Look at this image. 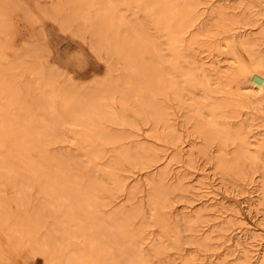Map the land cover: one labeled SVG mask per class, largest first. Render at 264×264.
<instances>
[{
	"label": "bare ground",
	"instance_id": "6f19581e",
	"mask_svg": "<svg viewBox=\"0 0 264 264\" xmlns=\"http://www.w3.org/2000/svg\"><path fill=\"white\" fill-rule=\"evenodd\" d=\"M119 1L130 11L132 19H129L127 14L120 13ZM249 1L250 4L255 3L264 9V0ZM20 2L0 0V11L3 13H1L3 19L0 22V31L11 25L8 23L9 14L13 9L21 6L22 12L26 11L22 13L23 16L29 12ZM25 2L29 7L28 0ZM34 4L35 2L33 6ZM241 4L234 6L220 0L216 4L211 0H63V2L60 0L57 4L49 6L45 4L47 7L36 4L42 17L48 16L52 19L55 17L59 20L56 23L61 22L67 28L70 27H68L70 18L88 20V26L77 24L71 27L76 29L78 26L77 31H74L80 37L82 33L89 34L90 48L93 47L92 49L98 53L105 50L109 56H115L117 61H122L123 73L106 59L108 73L102 79L91 80L93 82L90 81L91 84L81 93L77 85L74 87L68 82L64 83L60 77L61 72L54 73L56 68L48 65L49 69H54L51 71L44 66L45 75L42 76H45L48 82L46 79V82L41 84L45 87L51 85L50 81L54 79L57 81L60 77L57 93L62 103L59 111L51 107L54 97L51 95L52 91L49 93L50 90L46 88L48 92H38L34 99H30L28 107L21 106L24 110L30 109L36 121L34 125L30 116L19 118L20 121L23 120V125L25 121L29 125L30 121L33 124L31 128L28 125L30 129L27 127L26 132H24L25 126L20 125L24 128H21L22 132L17 125L20 121L14 120L16 111L11 110L15 106L10 109V118L8 115L0 114V117L6 116L3 118L5 120L0 119V130L8 143V149L3 150H7L8 153L13 148L16 150V146L22 144L23 140L20 142L22 137L27 135L31 137L27 140L34 144L30 146L38 152L34 162L22 149L19 150L20 146L18 147L20 152L17 151L19 153L16 157L23 158L22 160L19 158L23 161V165L21 162L22 167L19 164L20 166L16 165L19 169L15 168L18 169L16 171L23 169L22 173L19 172L20 175L14 170V164L9 165L5 161L8 153L4 152L6 156L3 152L2 156L0 153V186L6 185L4 181L8 183V194L18 212L20 211L17 218L19 221L16 223L10 221L14 213L11 215L8 213V216L3 213L5 203H3L4 193L1 191L3 196L0 195V231L4 232L1 234L5 242L16 248L31 243L29 250L32 253L48 261L50 259L54 261L58 257V264H150L149 252L155 257L162 255L167 247L164 244L166 239H171V246L173 245L174 248L180 247L185 241V243L191 241L190 244L193 243L199 248L204 247L211 238L209 232L198 234L199 230L195 229L197 239L194 240V237L193 241H188L187 233L191 232H189L191 228L189 227L187 233L184 231L187 237L183 235V229L178 224L179 217L178 220L174 219L172 228H162L158 241L147 229L148 226L164 224L171 219L174 212L171 211L169 197L180 191V194L184 192L192 194V197L196 195L205 199L200 203L201 206H196L192 210L190 208L191 211H188L190 218L184 219L185 224L204 222L206 215L208 218L206 222L209 220L212 222L211 228L232 222L238 229L232 246L234 249L217 254L214 260L200 261L198 264H225L226 258L234 253L235 264H264V244L258 242L264 228L262 224L264 213L259 214L254 209L256 214L263 215V219L261 217L256 226H252L233 208L230 209L225 205L224 199L213 191L214 185L204 181V175L199 171L190 179H187V173L180 169L169 174V177L165 175L168 169L165 167L168 166L169 161L176 157L177 153L184 151L179 144L180 131L176 129L174 120L170 119L171 114L168 113L165 102L168 100L175 103L177 109L186 110L184 120L186 123H192L195 138L199 139L197 146L199 152L205 154L209 146L216 147L214 164L219 173L241 179L245 178L242 170L244 165L247 164L252 172L259 170V176L263 179L259 186L264 196V161L261 155L264 149V130H258L249 137L251 130L247 129L250 125L245 123L246 119L239 121L236 128L228 121L220 123L217 120L218 112L222 109L242 105V102L248 108H264V99L261 95V91H264V26H260L258 33L242 29L246 25L253 26L255 20L250 15L252 7ZM67 5H71L72 12L68 17L64 13V7ZM28 14L31 15L30 12ZM32 16H29L28 20H33L34 13ZM34 23H37V20ZM66 27H63L65 28L63 31L69 30H66ZM75 33L71 32L73 36ZM41 36L43 38V35ZM80 37L78 36L79 39ZM212 42H220V44L212 46ZM32 45L27 46L30 49H26L28 51L26 54V50H23L25 55L23 53L21 55L37 57L42 55L39 52L44 48L39 47L40 43H35V46L37 45L36 47L33 45L35 48ZM196 50L197 53H194L193 51ZM210 51H214L215 54ZM43 53L45 56L47 52ZM43 56L41 58H45ZM186 57H189V60ZM15 59L18 60V57ZM181 62L186 64L181 65ZM9 63L6 64L7 67L4 64L6 69L13 65L12 62ZM8 70L10 72L4 69L3 73L7 72V79L11 82L10 78L14 76L8 78V74L11 73L12 67ZM115 72L118 74L114 75ZM62 78H66L65 75ZM2 80L5 79H1V87ZM242 83L247 85L242 86ZM3 84L5 91L0 87V99L3 100V103H0V113L6 111L13 103V97L9 93L15 88L11 83L12 88L9 91L10 88L6 87H9L8 82L5 81ZM197 94H200L201 98L194 97ZM183 97H188L190 102L187 104ZM24 110L17 111L24 114ZM40 111H47L48 114L44 117ZM205 112L209 114L208 118L204 117ZM12 113L14 114L11 117ZM129 114L134 115L135 118H130ZM102 117L108 118L107 122L110 120L113 124H119L123 130L118 132L113 130V132L108 130L107 126L99 127L98 121ZM138 120L147 125L145 134L138 131ZM71 124L96 134L101 147L97 148L88 141L78 149L77 154L62 147L55 149L54 144L67 142L68 131L60 130V126ZM124 127L133 131L124 130ZM106 143L111 144V147L103 150V145ZM196 144V141L191 142V145ZM229 145H232V150H229ZM47 146L48 149L52 147L51 153L44 148ZM89 146L93 149H89ZM171 147L173 148L171 155H167L166 152H169ZM14 152L12 156L14 155L15 158ZM109 154H112L113 158L105 162L99 161L106 155L109 157ZM95 159H98V163L96 167L93 166L95 168L91 173L94 176L88 178L89 180L87 179L89 176L81 177L69 168L71 165L79 166L80 163L85 168L89 161ZM124 162L138 169L151 168L153 165L156 166L155 168L157 166L161 168L158 167L160 169L154 175L153 173L151 176L148 175L145 184L142 185L143 183L139 182L140 177L130 179L131 176L119 174ZM42 174L47 181L45 183L43 180V185L38 184L36 180ZM22 176L30 180L35 178L37 185L41 186L38 197L40 199L44 196L45 202H40L36 198L38 202L29 203V200L35 199L31 197V200V193L28 192L31 190V184L29 185L31 181L20 180ZM82 178L83 181L87 179L82 183L84 186L82 189H75L76 180ZM126 178L129 179L128 182H125ZM44 184L47 185L43 187ZM141 185L146 186L145 203L140 200L136 204H130L131 210L124 212L122 203L113 202L115 197L123 194V191H126L124 197L127 202L132 201ZM96 188L100 193V199L96 198ZM95 198L100 202L98 203ZM145 205L149 210L147 215L144 214ZM248 206L252 205L249 203ZM49 215L52 219L50 222L45 218ZM135 219L139 220L140 226L136 225L133 231L128 227ZM203 234L205 235L202 236ZM182 256L185 257V254ZM184 257L181 259V264H193L195 259L189 260Z\"/></svg>",
	"mask_w": 264,
	"mask_h": 264
},
{
	"label": "rangeland",
	"instance_id": "374dc122",
	"mask_svg": "<svg viewBox=\"0 0 264 264\" xmlns=\"http://www.w3.org/2000/svg\"><path fill=\"white\" fill-rule=\"evenodd\" d=\"M18 1L19 2L21 1L23 3V5H25L24 7H26L29 10L31 15L28 14L29 12H27L23 16L24 12H26V11L23 10V12H22L21 6L20 7L18 6V8H20V9L16 8V9H13V11L10 14L8 13L9 17H10V21L8 23H10L11 25H8V27L6 26L5 29L3 28L5 30V32L3 29L0 31V77H2L1 79H5L4 81L2 80V87L1 86L0 87L2 90L3 85H4L3 82H5V81H7L9 84V87L5 85L7 87V89L10 88V89H8L9 91L12 88V87H10L11 83H12V86L15 85L14 86L15 88H12V93H9L8 90L6 89L7 90L6 92H8L9 95L10 94L12 95L13 100L15 99L13 101L10 98L13 102V103H11L12 107L11 106L8 107V109L6 111H2V113H0V114L6 115V116L8 115L10 118L11 111L12 112L16 111V114L14 115V117H15L14 120L18 119V122H19L20 121L19 118L23 119V117L26 118L27 116H30V118H32V123L35 125V122H36L35 118H34L35 116L31 115L32 112L30 111V109H28V110L26 109L27 110V112H26L27 115H26L25 114L26 110L21 108V106H23L24 108H25V106L28 107L30 99L31 98L34 99L35 95L39 94L38 92L42 93L43 91L48 92L50 90L49 93H51V91H52L51 95H53V97H54V100H53L54 102L51 105V107L53 109L57 110V112H58L60 109L59 106L62 103V102L60 103L61 97H58V93H57L59 85H60V84L58 85L59 81L62 80V81H64V83L68 82V83L72 84V86L74 85V87L77 85L78 87L77 86L76 87L79 90V92L81 91V93H83L82 91H84L89 84H91L93 81H95V79H102V77H104L105 74L108 73V65L106 64V61H105L106 59H109V61L114 65V67H116L117 69L119 68L118 71L120 70V72L123 73V70L121 68L122 67V61H117L118 59L115 56H111V55L109 56L105 52V50H102L98 53V51H95L94 49H92L93 47L90 48L91 47L90 43H89L90 37H89L88 33H82V35H84L83 36L84 38L81 35L82 39H81L79 34L77 35L75 33L74 30H76L78 28V26L76 27V29L75 28L73 29V27H74L73 25L76 26L77 24H79V25H83V26H88L89 25L88 20L83 21V20H77V19H71L70 18L71 24L68 23V27L69 26L71 27V25L73 26V27H71L72 28L71 30H73V31H71L70 27L67 28L61 22H57L58 23V25H57L56 21H59V20L55 19V17H53V19H52V17L50 18L48 16L42 17L40 15L41 13L39 12L38 8H36V6L38 4L39 5L47 4L49 6L50 4L59 3L60 0H28L29 7H28V3H26L25 0H18ZM33 1L35 2V4H34L35 6H33V3H34ZM220 1H223L225 3L228 2L229 4L234 5V6L235 5H242L241 3H243V4H247L250 7H252L251 8L252 12L250 15L252 18H254L253 20H255V22H254L255 24H253V26H251V25L243 26L242 29H245V30L250 31L252 33H253V31L258 33L260 26H264V9L261 6H258L255 3L250 4L249 0H226V1L220 0ZM61 2H63V0H61ZM211 2L216 4L219 2V0H211ZM118 4H119L120 11H121L120 13L127 14L129 16L128 18L132 19V17H131L132 14L130 13V11L127 8H124L122 6V4L120 3V1ZM47 5H45V6L47 7ZM5 12H6V10H5ZM1 13L2 12L0 11V15H1L0 16V22L2 21L1 19H3L2 18L3 13L2 14ZM33 13H34V18H32V19L34 21L33 20H31V21L35 22V20H37V23H34V24H33V22L31 23L30 19L28 20L29 16L33 17L32 16ZM64 13H65V16H67V17L72 14L71 5H67L66 7H64ZM26 14H28L29 16ZM138 14L140 15L141 13H138ZM245 14L248 15V13H246V12H245ZM46 17H48V18H46ZM27 20H28V22L30 21V24L27 22ZM53 20H55V21H53ZM64 24H66V23H64ZM58 26L59 27L62 26V27L59 28ZM63 27H66V30H68V29L69 30L63 31V29L65 30V28H63ZM71 32L75 33L74 36H73V34H71ZM41 35H43V38ZM75 35H77V37ZM38 36H40V37H38ZM78 36L80 37V39L78 38ZM40 39L43 41H41ZM35 43H40L41 46H39V47L44 48L43 49L44 51L41 50L42 48L38 49L39 51L41 50V52H39V53H42V55L39 54L40 56H38V57L37 56H31V55L24 56L28 52L26 49H30V47H27V46H31L32 44L35 46ZM218 44H220V42H212L211 45L216 46ZM33 45H32L33 48H35L37 46L36 45L34 47ZM198 46H200V45H198ZM23 50L24 51L26 50L25 54H24ZM92 50H94L95 52ZM42 51L47 52L45 54V56H43L44 53ZM182 51H184L183 48H182ZM193 52L197 53V50L193 51ZM210 52L215 54L214 51H210ZM22 53L24 55H21ZM42 56L45 58H41ZM17 57H18V60L15 59ZM12 59L13 60L15 59L14 62ZM186 59L189 60V57H186ZM186 59H184V61H186ZM38 60H40V61H38ZM147 60H148V58H147ZM9 62L10 63L12 62L13 65L12 66L10 65V68L8 67L6 69ZM15 63H16L17 67L15 66ZM4 64L5 65L7 64L6 67H4ZM185 64L186 63L181 62V65H185ZM48 65L50 67L52 66V67L56 68L54 73L58 72V74H59L61 72L60 73L61 80H60V77L58 78L59 81H58V79H57V81L54 79L55 81L52 80L49 82L51 85H49L48 87H45V85H43L41 83L46 82L47 78H45V76L43 77L42 74H43V68H45V67L48 68L49 67ZM1 66L4 67V69L6 71H9L8 69H11V67H12L13 72L11 70V73L8 74V78H9V76L10 77L14 76V77L10 78L12 80L11 82L8 81L9 79H7V76H6L7 72L3 73L4 69L1 72V70H2ZM13 67H15V68H13ZM48 70H51V69L48 68ZM53 70L54 69H52L51 71H53ZM116 73L118 74V72H115L114 75H117ZM63 74L65 75V77L67 79L62 78V77H64ZM43 75H45V72ZM12 78H14V79H12ZM44 78H45V81H43ZM1 79H0V81H1ZM91 80H93V81H91ZM90 81H91V83H89ZM47 82H48V79H47ZM77 83H79V84H77ZM80 85H82L81 87L83 89L81 87H79ZM245 85H247V84L242 83V86H245ZM49 87H50V89H49ZM40 88H41V91H40ZM46 88L48 89V91ZM4 89H5V87L3 88V90ZM14 89H17V90H14ZM18 89H19V91H18ZM13 91H15V93H13ZM16 93H18L17 96H16ZM197 95H194V97L201 98V97H199L200 94H197ZM261 95H262V98L264 99V91H261ZM183 99L186 101L187 104L190 102V99L188 97H183ZM11 100H10V102H11ZM2 101L3 100L0 99L1 104L3 103ZM19 101L21 103H17ZM165 102H166L167 107H168V113L171 114L170 119L174 120L173 123H174L176 129L178 131H180L181 141L179 142V144H180V146H182L184 148V151H183L184 153L183 152L180 154L177 153V156L172 158L171 161H169L168 166L165 167L166 169L168 168L169 170L167 169L165 175H167V177H169L171 175V173L173 174V172L175 170L180 169V170H183L185 173H187L186 174L187 179H190V177L192 178L194 176V174H196V172L199 171V173L201 175H204V181H207L208 183L214 185L213 191L217 194L218 197H221L222 199H224L223 201L226 202L225 205H227L228 208H230V209L233 208V210L235 212H237L238 215H241V217L243 216V218L250 225L256 226L257 222L260 221V218L262 217V219H263V215L260 216V215L256 214L254 209H256L259 214L264 213V196L262 195V191H261L260 186H259L263 179L261 176H259V173H260L259 170H257L256 172H252L248 168V165L246 164V165H244L245 168L242 167L245 178H241V179H239L235 176H228L225 174L222 175L221 173H219V171L216 169L215 164H214V158L216 155L215 154L216 153V147H214V145L209 146V149L205 154L199 152V149L197 147L199 144V139L195 138L196 136H195V132L193 131L192 123L191 122L186 123L184 120V115H185L184 113L186 110L184 108H183V110L177 109L176 104L173 103L172 101L165 100ZM24 103H26L27 105H24ZM18 104L19 105L21 104V105L19 106ZM11 108H13V109L10 111ZM16 109L20 110V111H21V109L24 110V112H23L24 114H22V112H20V111H17ZM218 113H219V115H217L218 122L222 123L223 121L224 122L228 121L229 124L234 128L237 127V123H239V121L246 119L245 123L246 124L248 123L250 125L247 127V129L251 130V132L248 134L249 137L251 134H254L258 130H260V131L264 130V108H262V107H256L255 109H252V108L246 107L245 103L242 102V105H238L236 107H231L228 109H222ZM13 114L14 113L11 114V117L13 116ZM38 114H39V112H38ZM40 114L42 116L46 117L48 112L47 111H40ZM3 115H2V117H0V119L2 118L1 121L5 120V119H3L4 117L6 118V116H3ZM129 116H131L130 118H135L134 115H133L134 117L130 114H129ZM204 117L208 118L209 114L205 112ZM30 118H29V120H31ZM12 119L13 118H11V120ZM22 119H21L20 123H17L18 127L22 124V122H23ZM106 120H108V118L102 117L100 119V121H98L99 127H102V128L105 127L106 128V126H107L108 130H110V131L114 130L116 132L123 130L122 129L123 127L122 126L119 127V124L118 125L113 124V122L111 123L110 120H109L110 123H108L109 121L107 122ZM33 124H31V121H30V125H29L28 122L26 123V121H25L24 125L22 124L23 127L25 126V129L22 128L21 126L19 127V129L20 130L24 129V132H26L28 125L31 128V125L33 127ZM146 126L147 125L142 124L140 122V120L137 121V127L139 128L138 129L139 132H143V134H145V127ZM30 128L28 127V129H30ZM20 130H18V132H21ZM60 130L68 131L67 142H65L63 144H61V143L54 144L55 147L54 146L53 147L55 149L62 147L64 149H67L68 151H73L75 154H77L79 152L78 149L81 148L83 145H86V143L88 141L91 143V145L93 144V145L97 146V148L101 147L99 145L100 144L99 140L96 139L97 138L95 136L96 134L94 135V133L88 129H84V128H81L75 124H71L70 126L69 125L60 126ZM124 130L133 131L132 129H129L128 127H124ZM0 132H1L0 133V140H1L0 142L3 141L0 144V153L2 156V152H3V154H5L4 152H7V150L4 151L3 149H6L8 147V143L6 140L7 138L4 136V133L1 130H0ZM22 132H23V130H22ZM3 136H4V138H3ZM28 137L29 136H27V135L22 137L20 142L23 140L22 144H24V145H22L20 143L18 146H16V150H15V148H13V150L11 149L9 151V153L7 152L8 157L5 154V156H6V159L4 158L5 161L9 165L14 164L13 167H14L15 171L19 169V167H16V165L17 166L19 164L21 165V162L23 165V161H21L23 158L16 157V156H18L17 153L20 152L19 151L20 149H22L28 155V157H30L31 160L33 159V161H34L35 156L38 157V155H37L38 152H36L32 149L34 144L31 141H29L31 139V137H29V138ZM27 139H29V140H27ZM32 140H33V138H32ZM25 141L27 142V144H25ZM192 141L193 142L196 141L197 144L191 145ZM121 142H124V141L121 140ZM121 142H117V143H121ZM30 144H33V146L31 147ZM5 145H6V147L4 148ZM173 146L174 145H172V147ZM18 147H19V150H18ZM24 147H26V148H24ZM109 147H111V144L106 143L103 145L102 149L105 150V149H108ZM172 147L169 148V152L168 151L166 152L167 155H171L172 149L175 148V147H173V148ZM30 148H31V151L29 152ZM44 148L46 149V151L48 150V152L51 153L50 150L52 149V147L51 148L49 147V149H48V146L44 147ZM88 148L93 149V147H90V146ZM163 148L165 149V146H163ZM228 148H229V150H232V145H229ZM12 151L13 152L16 151V152H14L15 158L13 157L14 155L12 156V153H13ZM17 151H19V152H17ZM10 152H11V154H10ZM32 152L33 153L36 152V153L31 154ZM111 155L112 154H109V157L106 155L105 158L101 159L102 161L100 159H99V161L105 162V160H109V159L113 158ZM261 155H262V160L264 161V149H262ZM19 158H21V160ZM97 161H98V159H95L91 162L89 161L88 166H86L85 168L82 166L81 163L79 164V166L78 165L77 166L71 165V167L69 166V168H72L71 171L77 175L79 174V176H81V177L89 176V177H87V179H88V178H91L94 176L93 173H91V172L97 166V164H96V163H98ZM75 162H78V161L75 160ZM22 165L20 167H22ZM93 166H95V167H93ZM122 166H123L122 170L119 171L120 175L131 176L130 179L140 177L139 182L143 183L142 185L145 184L144 182H145V179L147 178L148 175L151 176V173H153L152 175H154V173H156V171H158L161 168V166H157V168H155L156 166L153 165L151 168L138 169L135 166H132V164H130V163L128 164L125 162L122 164ZM163 166H165V165H163ZM15 167L18 169H16ZM158 167H160V168L158 169ZM20 169L21 170L16 171L19 175H20L19 172L23 171L22 168H20ZM40 169H42V168H40ZM42 176H44V177H42ZM25 178L22 176L21 179L17 178V180H19V179L20 180H27L28 179V181L30 180L29 178H27V179H25ZM45 178H46L45 175L42 174L36 180L38 181V184H42L46 180ZM31 179L32 180H30V181L31 182L33 181V182L29 183V185L31 184L30 185L31 190H29L28 192L31 193L30 199L31 200H32V198H35V199L32 201L29 200V203L31 202V204H34L33 202L36 201V198L40 202H45L46 198L44 196H43V198H40V199L38 197L40 195L38 190H39V187H41V186L37 185L35 178H31ZM87 179H85V180H87ZM78 181H79V183H78ZM78 181L76 180V184L74 183L75 189H82V186H84V184H82V183H85L83 181V178L81 180H78ZM128 181H129V179L126 178L125 182H128ZM46 182L47 181H45V183ZM5 183H6L5 186H3V187L0 186V195H2L4 193V201H5V199L7 201V203H6V201L5 202L3 201V203H5L3 213L4 214L6 213L7 216H8V213H9V215H11V213H14V214H12V216H11L12 218L10 219V221H13L16 223L19 221L17 218H19L18 215H19L20 211L18 212V209H16L15 204L11 200V198L8 194L9 185L7 186L8 183L4 181V184ZM130 184H134V183H130ZM46 185L44 184L43 187H45ZM142 185L139 187V191L135 192L136 194L133 197L132 201L127 202V200L124 197V195L126 194V191H123V194L120 197H117V198L115 197L113 202L119 201L120 203H122V207L124 209V210L122 209V211H124V212L131 210L130 204H136V202H138L140 200L145 203V201H146L145 200L146 186H142ZM126 189H128V187ZM1 191H3V193ZM6 193L8 195H5ZM95 193H96V198L100 199V193L97 190V188L95 189ZM178 193H179V195H178ZM182 193H181L182 194L181 195L180 191L179 192L176 191V194H173L172 196L169 197V202L171 204V211L174 212L173 215H171V219L167 223H164V224H157V225L148 226L147 229L152 234V236L154 238H156V240L158 241V238H159L158 236H159V233L161 232L162 228L163 227H167L168 229L172 228V225L174 223V219H177L179 217V220L177 219L178 224L183 229V233H184L183 235H185L186 237L188 235V237L186 238V239H188V241L189 240L193 241L194 237H195L194 240L197 239L196 238L197 234L195 233V229L199 230L198 234H201L202 232L203 233L209 232L211 238L209 239L207 244H205L204 247H199V248L193 243L190 244L191 241H189L188 243H185L186 241L185 242L183 241L184 244H182L180 247L175 246V248H174V247H172L173 245L171 246V239H166L164 244L167 247H165L164 253H162V255L159 256L160 258L155 257L152 252H149L150 255L148 258H149L150 264H158V260H159V264H181V259H182V257H184L182 255H184V254H185L184 258H188L189 260L195 259L193 261V264H198V263H200V261L201 262H203V261L209 262L210 260H214L216 258L215 256H217V254L219 255L221 253H224V252L229 251V250L231 251V249H234L232 246L234 244L235 237H236L237 232H238L237 225L235 223L228 222V223L222 224L218 227L211 228L212 222L210 220L208 222H206L208 220L206 215H204V219H205L204 222L199 223L200 222L199 221L197 223H191V224L188 223V225L184 223V219L190 218L188 215L189 214L188 211H191L196 206H201L200 203L203 202L205 199L204 198L201 199L200 197L198 198V196H196V195H193V197H192V194H187L184 192H182ZM250 197H251V199H250ZM96 198H95V200H96ZM124 199H125V201H124ZM96 201H98V200H96ZM36 202H38V201H36ZM99 202L100 201H98V203ZM249 203L252 206L249 207L248 206ZM95 206L97 208L99 207V205H95ZM190 208H191V210H190ZM7 211H10V212H7ZM144 211H145L144 212L145 215H147L149 213L148 207L146 205L144 206ZM175 211H177V212H175ZM186 212H188V213L184 214ZM45 218L49 222H50V220H52L50 218V215L45 217ZM139 224H140L139 220L135 219L134 222L131 223L128 228L130 230H133L134 228H136V225L138 226ZM262 224L264 226V220L262 221ZM189 227L191 228V230H189ZM200 227H201V229H200ZM147 229H145L146 232H147ZM219 229H220V231H218ZM262 229H263V231L261 234V239L258 242L264 244V228H262ZM187 230H189V232L190 231L191 232L187 233L188 232ZM184 231H186L187 235ZM193 231H194V233H193ZM2 232L0 231V264H58L57 263L58 257L56 259H54V261L52 259H50L51 262H49L50 260L49 261L45 260L41 256L38 257L37 255L32 253L29 250L31 243H26L22 248H16V247L12 246L7 241L5 242V239L2 237V234L4 232L3 233ZM204 235L205 234H203L202 236H204ZM184 239H185V237H184ZM164 244H163V246H164ZM210 255H211V257H210ZM234 256H235V253L233 255H231L230 257L228 256V258H226L225 264H235L236 262H233ZM43 262H45V263H43Z\"/></svg>",
	"mask_w": 264,
	"mask_h": 264
}]
</instances>
